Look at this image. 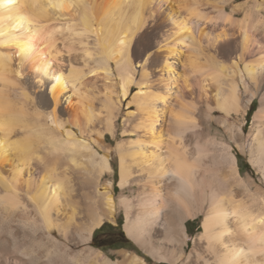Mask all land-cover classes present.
I'll return each mask as SVG.
<instances>
[{
    "label": "bare ground",
    "instance_id": "1",
    "mask_svg": "<svg viewBox=\"0 0 264 264\" xmlns=\"http://www.w3.org/2000/svg\"><path fill=\"white\" fill-rule=\"evenodd\" d=\"M187 1L184 2L188 3ZM200 1L193 0V6L190 3L192 7H184L187 16H203L200 11L203 10L200 9L203 4ZM237 1L239 0H217L212 9L232 21L239 14L235 7L231 8ZM256 1L255 14L260 16L264 0ZM74 9L79 12L78 24L65 27L60 32H46L50 21L63 17ZM178 15L180 16V12L170 5V0H0V44L14 45L20 58L19 64L28 63L38 81L49 86L53 108L47 117L56 131L52 133L39 127L38 142L44 141L49 148V154L55 155L53 159L57 158L55 161L67 162L62 169V176L59 177L55 173L57 164L54 160V166L40 160L45 174L39 184H35V191L41 223L45 232H52L56 226L62 238L70 241L72 235L69 236V230L73 226L76 230L84 232L81 239L86 242L94 228L99 227L108 215L112 217L117 208H121L125 213L124 231L130 239L153 258L179 264L182 257L177 254L176 249H182L188 239L186 221L203 214L205 219L200 238L205 241L206 246L204 253L198 254L201 264H264V191L257 185L253 190L250 180H242L237 171L233 147L219 143L225 151L224 159L227 160L231 173L230 181L224 180L225 184L221 188L214 180L210 182L209 178L200 176L197 165L193 166V162L190 164V159L186 156L188 151L183 150L194 142L197 153L205 152L206 147L200 143V139L205 130L211 131V127H201L198 122L192 121L190 116H179L177 119V115H173L174 122L168 131L174 134L175 138L181 139L179 145L183 143L182 140L185 144L179 148L172 138L165 141L164 146V141L157 136L158 127L165 122L162 107L167 104V97L176 80L173 64L178 57V48L187 49L199 56L203 52L201 43L192 34L191 29L180 26ZM95 16L98 17L97 21L94 20ZM251 18L254 17L248 11L238 30L215 36L212 42L214 51L210 50L205 54L206 58L215 60L225 49L224 44H232L227 59L229 63L224 66L219 62L210 67L215 69V74L210 78L205 77L202 81L197 80V76H194L193 81L184 79L180 91L183 98L194 96L198 111H207L208 117L222 113V124L234 143L243 139V128L234 130L230 122L232 114L246 115L253 99L259 96L260 105L253 113L252 126L245 146L249 162L260 174L264 184V35L261 34L260 38H257L263 45L253 48L247 31ZM161 20L171 23L176 33L158 47L164 54L160 62L161 70L150 77L145 69L149 54L143 57L135 56L134 59L132 45L134 41L138 44V35L144 27ZM64 31H67L70 37L79 39L83 44L84 53L83 67L70 66L66 75L60 70L50 69L48 61H44L42 55V58L36 55L35 45L31 43V39L43 40L47 52L51 53L50 48L56 41L54 34ZM17 32L22 37H19ZM91 36L95 38L97 52L90 51L88 43L83 40ZM90 61H93L94 65H90ZM140 64L141 72L136 68ZM202 69L201 66L195 67L192 73L203 75L209 71L202 72ZM10 72V58L7 53L0 51V81L8 82ZM90 74L105 82V90L101 93V110L105 113L103 118L100 117L101 111L94 109L89 98L85 97V104L82 102L83 97H80V87L87 86L85 81ZM117 77L118 92L114 91ZM227 78L230 81L226 95L224 93L223 97H219L216 91L213 92L215 94L208 92L210 89L205 85L207 81L213 85H221ZM238 78L243 88L241 93L235 81ZM68 85H71L73 94L77 95V109L82 113V119L75 115L71 121H64L58 113L57 105ZM152 85L160 88L165 94H152L149 91ZM133 88L137 89L136 93H133ZM129 98L136 109V115H139V122L131 125L134 113L127 112L124 117V133L135 136L138 130H141L148 136V142L137 139L128 142L131 145L128 149H125L123 143H117L115 148L119 157V186H135L138 190L141 189L137 204L139 210L134 216L133 200L125 196L116 200L111 192V183L108 182L105 186L100 184L102 178L112 171L111 151L103 144L106 140L105 133L95 129L96 124H102L105 132L115 136L121 108ZM242 102H246L245 105H242ZM19 117L10 110L7 103L0 101V181L8 182L9 179V182L16 184L21 176L25 175V183L28 186L33 183L34 186L33 170L26 167V170L22 171L23 167L31 165L30 149L33 146L24 144L23 139H10L12 129L20 123ZM149 146L152 147L150 150ZM11 154L16 162L8 159ZM5 166L11 168L9 175ZM133 173H137L134 178ZM77 175L84 176L83 179L79 178L81 181L78 183L82 192L80 195L86 204V221L79 227L75 220L82 219L81 215L76 207L70 205L71 215L67 222L63 225L57 224L52 213L60 210V199L69 203L78 193L76 185L68 181L70 176L77 179ZM100 205L105 207L107 216L104 212L103 215L99 213ZM160 232L162 238L157 237ZM47 239L50 243V247L46 248L48 264H145L137 256L115 263L95 252L73 253L49 234ZM3 264L10 263L5 260Z\"/></svg>",
    "mask_w": 264,
    "mask_h": 264
},
{
    "label": "rangeland",
    "instance_id": "2",
    "mask_svg": "<svg viewBox=\"0 0 264 264\" xmlns=\"http://www.w3.org/2000/svg\"><path fill=\"white\" fill-rule=\"evenodd\" d=\"M184 1L186 0H170V5L175 10H178L180 12V16L178 15L177 21L179 22L180 26H185L191 29L192 34L196 37L197 40H199V43H201L200 45L203 49V52L202 55L199 56L198 54L187 51V49L178 48V57L175 58L173 64V70L176 76V80L174 86L170 91L169 97H167V104L162 107L164 109L163 119L165 120V122H162L160 124V128L158 127V131L156 132L157 136H160V139L164 141L162 142L163 145L165 144V141H170V139L172 138H174V142L179 145L181 139L175 138L174 134L168 131V129L174 122V119L172 117H174L173 115L182 116L183 118H187L188 116H190L192 118V121L195 120V122H198L201 127H211V131L209 132L205 130L204 136L200 139V143L204 144L206 147L205 152L200 154L197 153L194 142L190 143V145H188V148H183V150H186L189 153L186 154V156L190 159V164H192L193 162V166L197 165V167H195L197 170H199V175L209 178L210 182L214 180L217 185L221 186V188L224 186L223 184H225V181H230L229 178L231 176V173L228 167L229 165L227 163V160L224 159L226 158L225 151H223L219 146V143H225L227 145H230L234 149L232 152L236 156L237 171L239 172L242 180H250L253 186V190H255L257 186H259L261 187L262 191H264V184L261 180V176L249 162V156L247 153V148L245 146L247 143V135H249L250 127L252 126L251 123L253 113L260 105L259 96L253 99L252 104L249 106L248 111L246 112V115L232 114L230 122L231 124H233L234 130H237L239 127L243 128V139L241 140V142L236 141L234 143L230 139V135L225 130L224 125L222 124V113L218 112L208 117L207 111H198L197 100L194 96L183 98L180 91L184 79H192L191 81H193L194 76H197V80L202 81L205 77L210 78L215 74V69H210V67H214L219 62V64L224 66L229 63V60L227 59L229 57V52L232 49V46H230L232 44H224L225 49L222 47L221 48L226 51H221L222 54L220 53L221 55L219 54L218 58H216L215 60L206 58L205 54L210 50L214 51V48L212 50V42L215 36L223 32L227 34L233 30L239 29L240 23H242L244 15L248 13V11L251 13L252 17H254L250 19V23L248 21L247 27L249 30L247 31L250 38L249 40L253 43V48L258 47L259 45H263L261 42H258L259 40L257 41V38H260L261 34L264 35V6L263 9H261L262 15L256 16V0H239L231 6V8L235 7V10H237L239 14L234 17L232 21H229L225 16L220 15L217 10L212 9V7L216 5L217 0L200 1L204 7L200 8L203 10L199 9L200 11H202L201 13H203V16H199L200 18L195 16H187L184 7H192L193 0H188V3ZM190 3L192 6H190ZM205 4L207 5L204 6ZM228 15H230V10H228ZM97 18L98 17L95 16L94 20L97 21ZM259 20L260 22H258ZM79 22V12L74 9L71 10L69 14L50 21L48 23V31L46 32H60L64 30L65 27L76 25ZM157 23L148 24L141 30L137 39L138 44H136L135 47L136 57H143L149 54V58L145 64V69L147 70L150 77L157 74L161 70L160 62L162 61V56L164 54L163 51L161 52V50H158V47L162 45L165 39L170 40L173 34L176 33L173 25L166 20H161ZM17 35H19V37H22V35L18 34V32ZM29 35L31 36V32H29ZM54 36L56 41L54 46L50 48L51 53L47 52V48L43 45V40L38 41L36 39H31V43L35 45L34 48L36 50V55L40 57L42 55L43 58H41L44 61H48L50 69L60 70L65 75L68 73L70 66L83 67V44L79 42V39L70 37L67 31L58 34L55 33ZM174 36L176 37L177 35ZM83 40L85 43H88L87 47L90 49V51H98L94 37L91 36L90 38ZM221 44H219V47L221 46ZM146 49H148L149 51H146ZM0 51L8 54L10 58V69L12 71L9 75V83L0 81V101L7 103L10 110L15 115L20 116V123L15 126V129H12V132L10 133V139H23L22 142L24 144H30L31 146H33V148L31 147L30 149L31 161L29 160V163L31 165L23 167L22 171L24 172L26 169H28L33 170L32 172H34V186H32V183V185H29V187L28 184L25 183V180L27 179L25 175L21 176V179H19L16 184L9 182V179L7 180L8 182L0 181V264H3L5 260H8L10 264H48V257L46 256V248L50 247V243L47 242L48 234L56 242L59 241L58 243H60L66 250L72 251L73 253L95 252L98 253L101 257H106L115 263H120L124 261V259L137 256L142 259L145 264H172L153 258L148 253L144 252L132 239H130L126 235L124 231L125 213L121 208H117L112 217L108 215V218L104 219L103 223L101 224L103 226L102 230H100V228L102 227L101 225L94 228L91 237L86 242L84 239H81L83 238L84 232H82L80 229L76 230L73 226H71L69 230L71 233L69 236L72 235V241H70L69 239H63L62 235L58 233V229L56 226L54 227L55 229L52 232H45L46 230L41 223V218L38 212V197L35 191V184L38 185L40 179L45 174L42 162L45 161L44 163L52 165L56 162L57 165L55 166V173L59 177L62 176L61 173H63L64 171L62 169H64L67 165V162H64L65 160L55 161L57 158L53 159L55 155H53L52 153L49 154V148L44 144V141L38 142L37 134L39 127L40 129L49 130L52 133L56 131L54 125L51 124L49 117H47L48 115H50V112H52L53 101L50 96L48 84L38 81V78L35 77L34 71L30 68V65L28 63L24 65L19 64L20 58L18 56V51L14 45L10 44L8 46H5L3 44H0ZM89 64L94 65L93 61H90ZM200 66L201 69L203 68L202 72L206 70L209 71H207L203 75H201L200 73H197L198 75L193 74L192 71L195 70V67L198 68ZM136 68L139 72H141V64L139 66H136ZM211 71L213 74L211 73ZM229 81L230 80L227 78L226 82L224 81L221 82L222 84L220 83L221 85H213L211 82L208 83L207 81L205 85H207L210 89L208 90V92L212 91L213 93L216 91L219 93V97H223L224 93L226 95L229 92ZM235 81H237L239 86L238 91L240 93L243 92L240 79L238 78ZM118 82L119 78L117 77L114 86V91L116 92H118L119 90ZM85 83L87 84V86L85 85L86 87H80V97H83L82 102L86 104L85 97L89 98V100L93 102L94 109L101 111L100 117L103 118L105 113L103 110H101V100L103 99L101 93L105 90V82L100 78H96L94 74H90L88 76V80L85 81ZM149 91L152 94H165L164 91H161V89L155 85H152L149 88ZM136 92L137 89L133 88V93ZM243 97L242 99H244ZM60 100L57 105V110L61 115L60 117H62V120L71 121L72 116L75 115H78L79 117H77L82 119V117H80L82 113H80L79 109H77L79 105L78 103L76 104V101L78 100L77 95L73 94L71 85H68L65 88ZM130 100L131 98L123 103L121 113L116 124L115 136H112L105 132L104 126L102 124H96L95 129L105 133L106 140L103 144L107 149L111 151L110 162L112 171L102 178L100 184L101 186H105L108 182H110V188L112 189L110 190L114 194L112 195L116 200L123 196L133 200L134 212L132 214L134 216L139 210L137 204L138 197L141 194V189L138 190V188L135 186H133L132 188L119 186V157L115 152L117 143H123L125 145V149H128L129 147H131V145H129L128 143L129 141L139 139L148 142V136H146L141 130H138L137 135L135 136H129L128 134L124 133V117L127 112L134 113V118L132 117L130 121L131 125H136L139 122V115H136V109ZM245 103L246 102H242V105H245ZM73 107L74 110H72ZM1 134L2 133L0 132V136ZM182 142L183 143L179 145V148H181L185 144L183 140ZM216 142L218 143V146ZM151 148L152 147L149 146V150ZM10 156L11 158H8L10 161L16 160L12 159V154ZM40 160H42V162ZM9 165L11 166V164ZM10 169L11 168L9 166H5V170L8 175L10 174ZM76 171L78 173V170ZM79 172L81 173L80 170ZM136 174L137 173H133L132 178H134ZM70 178L71 179H69L68 181L76 185L78 193L73 196L71 200H69V203H65L62 199H60V210L57 212H53L52 214L53 218L57 220V224L63 225L65 224V222H67L71 215L70 205H72L77 208L78 214L81 215L82 219L75 220V223H77L78 225H80L79 227H81L86 221V204L84 198L80 195L82 192L79 188V183L81 181L80 179H83L84 176L81 177L77 175V179L74 176H70ZM221 182L222 184H219ZM30 189L32 191H30ZM100 207L101 208H99V213L103 215V212L105 213L106 209L104 206L100 205ZM204 219V215L201 214L196 218H191L186 221L188 239L186 240V243L183 244L184 246L182 245V249H179L180 247H177L176 249L177 254L181 255L182 257V260L179 264H201L200 260H198V254L204 253V247L206 246L205 241L200 238L203 233L202 225ZM108 231L114 233L117 239H121L122 237L123 242L121 244H117L113 248H100L97 242L98 240H102V233ZM157 237H163L161 232L157 234Z\"/></svg>",
    "mask_w": 264,
    "mask_h": 264
},
{
    "label": "flooded vegetation",
    "instance_id": "3",
    "mask_svg": "<svg viewBox=\"0 0 264 264\" xmlns=\"http://www.w3.org/2000/svg\"><path fill=\"white\" fill-rule=\"evenodd\" d=\"M121 242L115 237V234L108 231L102 233V240H98L97 244L100 246V248H113L117 244H120Z\"/></svg>",
    "mask_w": 264,
    "mask_h": 264
},
{
    "label": "snow or ice",
    "instance_id": "4",
    "mask_svg": "<svg viewBox=\"0 0 264 264\" xmlns=\"http://www.w3.org/2000/svg\"><path fill=\"white\" fill-rule=\"evenodd\" d=\"M135 47H136V42L134 41L133 42V45H132V55H133V58L135 59ZM146 51H149L148 49H146ZM102 226V225H101Z\"/></svg>",
    "mask_w": 264,
    "mask_h": 264
},
{
    "label": "trees",
    "instance_id": "5",
    "mask_svg": "<svg viewBox=\"0 0 264 264\" xmlns=\"http://www.w3.org/2000/svg\"><path fill=\"white\" fill-rule=\"evenodd\" d=\"M253 111H254V110H253ZM253 111H252V112H253ZM102 229H103V226L100 228V230H102ZM118 240H119L121 243L123 242V241H122V237H121V239L119 238ZM121 243H120V244H121Z\"/></svg>",
    "mask_w": 264,
    "mask_h": 264
},
{
    "label": "clouds",
    "instance_id": "6",
    "mask_svg": "<svg viewBox=\"0 0 264 264\" xmlns=\"http://www.w3.org/2000/svg\"><path fill=\"white\" fill-rule=\"evenodd\" d=\"M180 117L177 115V119H179Z\"/></svg>",
    "mask_w": 264,
    "mask_h": 264
}]
</instances>
